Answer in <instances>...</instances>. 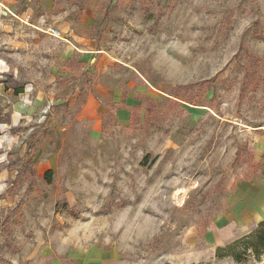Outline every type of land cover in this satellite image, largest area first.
Segmentation results:
<instances>
[{
    "label": "rangeland",
    "instance_id": "rangeland-1",
    "mask_svg": "<svg viewBox=\"0 0 264 264\" xmlns=\"http://www.w3.org/2000/svg\"><path fill=\"white\" fill-rule=\"evenodd\" d=\"M100 5L81 42L0 7V264H264V0Z\"/></svg>",
    "mask_w": 264,
    "mask_h": 264
},
{
    "label": "crops",
    "instance_id": "crops-1",
    "mask_svg": "<svg viewBox=\"0 0 264 264\" xmlns=\"http://www.w3.org/2000/svg\"><path fill=\"white\" fill-rule=\"evenodd\" d=\"M107 2L109 0H0V3H4L5 7L16 17V19H8L12 25L16 26L15 23H21L24 27H31L29 29L33 32L42 31L44 33H47V28L51 27L59 32V36L68 34L80 42L84 39L78 36L86 35V40H89V36L94 37L100 29L104 28L105 24L100 19L104 20L112 11L108 13L102 10L100 4ZM18 35L16 32L15 38ZM88 42L92 44V47L87 45L86 50L97 51L95 41ZM255 145L257 155L262 158L264 156V133L257 135ZM258 177L252 187L254 192L252 191L249 199L240 203L241 209L237 214L240 220L251 219L253 214L255 217L261 216L258 222L264 220V167Z\"/></svg>",
    "mask_w": 264,
    "mask_h": 264
},
{
    "label": "trees",
    "instance_id": "trees-1",
    "mask_svg": "<svg viewBox=\"0 0 264 264\" xmlns=\"http://www.w3.org/2000/svg\"><path fill=\"white\" fill-rule=\"evenodd\" d=\"M244 241H248V244L246 245L244 250L245 251L251 250L256 256V258L259 259L261 255L264 253V220L258 224V228L253 233H251L250 235L244 238ZM237 243L238 242H234V244L228 245L225 248H219L218 254L219 253L223 254L224 252H225L224 254H226V252L230 250H232V253H234L233 249L237 246L236 245ZM232 253L229 254L227 253V255H234Z\"/></svg>",
    "mask_w": 264,
    "mask_h": 264
},
{
    "label": "built area",
    "instance_id": "built-area-1",
    "mask_svg": "<svg viewBox=\"0 0 264 264\" xmlns=\"http://www.w3.org/2000/svg\"><path fill=\"white\" fill-rule=\"evenodd\" d=\"M0 7L1 8H5V9H7L2 3H0ZM8 10V9H7ZM9 11V10H8ZM6 14V13H5ZM9 14H12L10 11H9ZM47 33H49L50 35H52L53 37H59V32L56 30V29H54V28H51V27H49L48 29H47Z\"/></svg>",
    "mask_w": 264,
    "mask_h": 264
}]
</instances>
